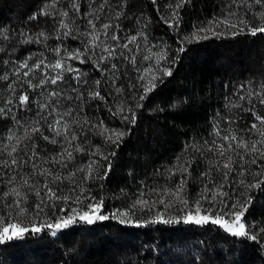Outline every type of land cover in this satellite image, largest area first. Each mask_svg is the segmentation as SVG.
Segmentation results:
<instances>
[{
	"label": "trees",
	"instance_id": "obj_1",
	"mask_svg": "<svg viewBox=\"0 0 264 264\" xmlns=\"http://www.w3.org/2000/svg\"><path fill=\"white\" fill-rule=\"evenodd\" d=\"M101 2L102 0H96L93 7ZM52 3L53 0H0V76L6 74L9 77L7 81L0 79V107H4L9 99L13 101L8 105L12 109L8 117H0V148L5 144L11 146L17 143L16 139L11 142L6 139L10 133H14L21 140L18 153L14 155L22 160H27L31 155L26 147L31 142L23 140L25 127L47 115V110L41 111L38 105L48 103L51 98L47 97V93L57 86L47 84L43 88L33 89L24 82L27 79L33 84L38 83L43 78L44 71H51L44 70L43 66L27 78L22 75L17 78L13 75L14 70L19 62L29 56L33 57L29 60L30 66L40 60L44 63L55 62L58 57L53 49L57 46L84 47L80 40L68 38L62 42L56 37L58 30L64 31L59 29V21L62 19L60 10L69 12L66 23L73 28L79 26L81 31L85 30L87 20L81 17L90 11L88 0H80V16L69 8V0H59L55 8L48 7L51 15H41V10ZM169 3L174 4V0H156L155 4L152 0H108L104 11L98 13L101 17L97 21L98 27L102 23H110L114 26L109 30L111 35L118 25L117 34L121 37V44L126 42V36L141 32L147 36L146 42L138 36V51L135 50V45H129L134 50L133 53H129L127 49H117V55L120 52L136 55L135 68L123 59L109 62L118 65L119 79L116 86L123 87V94L118 95L110 85L105 84V78L101 77L90 62L81 64L72 60L67 63L80 69L83 83L78 85L76 81H71L76 91L66 85H59L61 96L57 98L58 103L57 100L52 101L59 113L71 110V115H65L63 122L68 124L71 133L78 136L75 143L82 144L86 150L99 147L107 153L115 152L110 157L111 171L107 177L86 182L91 195L96 200L103 201V214L111 217L118 210L128 211L141 193H144L143 199L148 204L137 205L133 214L123 223L120 219L110 218L91 225L77 222L56 235H52L47 229L36 234L29 232L22 239L0 244V264H264V245L233 237L212 223L197 225L183 221L190 208L194 213L193 201L208 182V178L201 174L206 170L210 171L213 182L221 181V173L209 167L210 160L221 158L208 152L205 147L206 141L210 142L214 138L218 140L213 135L214 124L219 125L221 135L236 130L238 135L247 139L250 134L244 129L250 127L255 118L251 112L244 110L250 107L248 100H240L239 97H247L249 91L256 92L264 84V33L254 36L245 30L243 34L232 35L231 32L236 30L221 26L215 31L225 34L209 33L207 39L191 42L184 38L195 33L198 27L228 16L230 11L251 19L253 13L264 11V8L256 5L255 0H190L180 9V24L175 28V25L169 27L161 18L164 14L170 15L171 10L167 7ZM117 12L121 14L119 19L116 18ZM33 15L37 18L29 19ZM73 19L75 24L72 23ZM137 28L139 33H136ZM40 33L48 38L40 37ZM30 39L40 42H25ZM157 41L162 46L161 52H167L169 63L163 66L170 68L172 75L162 76V80L157 81L156 89L145 100L140 101L143 107L137 108L136 103L142 90L138 91L130 85L136 82L139 75L137 69L142 70L147 65L153 67L155 64V56L151 54L149 47ZM181 41H184L185 51L178 53ZM115 43L107 40L109 45L115 46ZM96 51L99 53L100 49ZM144 56H151L153 59L144 60ZM172 60L176 62L171 63ZM71 75L66 73L65 80H69ZM97 78L102 81L100 92L105 100L88 97ZM8 84H13L15 94L8 89ZM25 93L29 96L26 107L21 106L18 101V96ZM78 93L82 94L80 99L76 98ZM254 103L257 112L264 114V105L255 100ZM117 104H122L125 109L131 108L136 113L134 125L109 112V107L114 110ZM234 104L240 107H232ZM13 114L19 123L11 119ZM125 114L130 115L127 111ZM84 118L90 124L103 121L106 127L124 130L126 135L118 146L106 144L104 137L97 135L95 131H82ZM53 119L54 116L47 117L48 121ZM230 121L235 123H229ZM40 128L44 135L53 136L48 130L47 122L41 121ZM55 139L57 144L43 140L39 134L34 137L41 157L36 161L40 169L55 167L44 162L61 150V144L64 143L62 136ZM192 145L201 150L194 151L190 147ZM181 154L198 162V165L193 163L190 175L187 176L186 197L189 203L185 207L177 201L166 207L159 200L172 201L174 197L157 193L178 183L179 174L169 179L166 169L175 164ZM74 155L75 159L63 169V173L86 167L91 159H99L88 156L87 151ZM4 159H10L7 150L0 156V160ZM102 163L107 164L106 161ZM104 171V168H100L99 174ZM32 173L31 162L18 168L0 169V196L9 187L27 191L21 187L23 178H30L33 183H42L45 179ZM85 174L77 171L73 179L80 182ZM9 176H16L15 184H6ZM235 176L236 173L233 172L229 177L230 181ZM69 186V181L65 180L63 187L67 189ZM225 190L229 192V198H225L229 205L237 198L244 199L239 196L242 188L226 186ZM248 195L252 202L245 214L247 223L259 234V226L264 223V184L260 188L251 189ZM36 199L29 193L28 204L31 205ZM7 202L10 201L0 199V208ZM88 202L85 200L81 207ZM203 207L208 208L210 205L203 202ZM7 211L4 209L0 214L7 215ZM158 214L160 220L170 222H160ZM215 214L212 213L213 216ZM54 218L51 217L53 222ZM43 219L45 217L35 218L31 208L18 218L24 224H39ZM12 222L17 220L13 219Z\"/></svg>",
	"mask_w": 264,
	"mask_h": 264
},
{
	"label": "snow or ice",
	"instance_id": "obj_2",
	"mask_svg": "<svg viewBox=\"0 0 264 264\" xmlns=\"http://www.w3.org/2000/svg\"><path fill=\"white\" fill-rule=\"evenodd\" d=\"M58 2L59 0H53L52 5L45 6L40 14L46 16L51 15L48 11V7L55 8ZM189 2L190 0H174V4L169 3L167 5L171 10L170 15L164 14L161 18L164 19L169 27L175 25V28H178L181 20L180 9ZM107 3L108 0H102L99 5L93 7V5L96 4V0H88V8L90 11L85 12L81 17L87 20L86 28L83 31L80 30L79 26L73 28L72 25L66 23L65 21L69 19V12L60 10L59 15L62 19L59 21V29H63L64 31L60 32L58 30L56 38L62 42L68 38L80 40L84 47H70L68 45H63V47L57 46L53 49V52L58 57L55 62L44 63L43 60H40L30 66L29 60H32L33 57L29 56L27 59L19 62L13 72V75L17 78L21 77V75L27 78L36 70H40L41 66H43L44 70L51 71H44L43 78H41L38 83L33 84L31 80L27 79L24 82L28 84L29 88L33 89L43 88L47 84L57 87L47 93V97L51 98L48 103H40L38 105L41 111L47 110V115L41 116L38 120L33 121L32 124L25 127L23 140L31 142L29 146H26L27 150L31 152L28 159H18V156L14 155L18 153V145L21 142L20 138L15 137L14 133H10L6 139L9 142L16 139L17 143L11 146L5 144L3 148H0V156L4 155L7 150V156L10 158L0 160V169L18 168L31 162V167L33 169L32 174L45 178L42 183L39 181L33 183L30 178H23L21 180V187L27 191L22 192L19 187H9L7 191L2 193L0 199L10 202L5 203L3 208H0V213H2L4 209L8 210L7 215L0 214V244L7 243L14 239H22L29 232L36 234L46 229L51 231L52 235H56L57 232L67 229L77 222H84L91 225L97 221H105L113 218L120 219L123 223L133 214V209H135L137 205L146 206L148 204V201L143 199L144 193H141L140 198L133 201L128 211L121 212L118 210L112 213L111 217L103 214V201L96 200V198L91 195V190L86 187V182L90 179H105L107 177L108 172L111 171L110 157L114 156L115 152L107 153L102 151L99 147L94 150H86L82 144L75 143L78 136L71 133L68 124L63 122V117L65 115L70 116L71 110L69 109L65 113H59L57 107L52 103L53 100H57V98L61 96L59 85H66L67 87H71L73 91H76L77 89L71 84V81H76L78 85L83 83L81 80L83 73H81L80 69L67 63V61L72 60L79 61L81 64L90 62L95 69L100 72L101 77L105 78V84L110 85L118 95L123 94V87L116 86V81L119 79L117 75L119 71L118 65L116 63L109 64V62L113 59H123L132 64L135 68L137 65L136 55H126L124 52H120L119 55H117V49H127L129 53H133L134 50L130 48L129 45H135V50L138 51V36L142 37L145 42L147 41V36L142 32L137 35L126 36L124 37L126 42L121 44V37L117 34L118 25L115 26L116 30L112 31L111 35L109 34V30L113 29L114 26L110 23H102L98 27L97 21L101 19L98 13L104 11ZM152 3L155 4L156 0H152ZM255 4L264 8V0H255ZM68 6L77 16H80V0H69ZM120 15L121 14L117 12L116 18L119 19ZM232 17L236 18L232 19ZM36 18L35 15L29 17V19ZM72 23L75 24L74 19ZM221 26L225 29L236 30L231 32L232 35L243 34L245 30L254 36L258 33H264V11L253 13L251 19L240 17L236 12L230 11L228 16L219 20L210 21L207 26L198 27L195 33L185 37L184 40L191 42L198 39H207L209 33L212 35L225 34L215 31L216 28ZM38 35L44 37V39L48 38L44 33ZM5 38L7 39V37ZM109 39L116 42L115 46L107 44V40ZM25 42L39 43L40 41L30 39ZM180 43L181 47L178 48V53L185 51L183 47L184 41ZM98 48L100 49L99 53L96 51ZM62 52L63 55L61 54ZM143 59L151 61L153 57L144 56ZM175 62V60L171 61V63ZM166 63H169L167 52H157L155 54V64L153 67L142 70L137 69L139 75L136 77V82L130 85L131 88H136L138 91L142 90L139 95V100H137L136 103L137 108L143 107L140 101L145 100L149 93L156 89L157 81L162 80V76L172 75V70L163 66ZM52 72H55V75H52ZM66 73L72 74L69 80H65ZM0 79L7 81L9 77L5 74L0 76ZM101 83L102 81L100 78L94 81L93 90L88 92L89 98L105 100V96H102L100 92ZM7 87L15 94L16 89L13 87V84H8ZM81 95L82 94L78 93L76 98L80 99ZM69 99H71V97H69ZM239 99L248 100L250 107L244 110L251 112L252 116L255 118V122L251 123L250 127L244 129V131L250 135L246 139L244 136L238 135L236 130H232L226 135H221L222 130L219 125L214 124L213 135L218 138L219 142L214 138L210 142L206 141L205 147L208 152H213L215 156L221 158L209 161V167L215 168L221 173V181L213 182L210 171L206 170L201 174L203 177L208 178V182L204 184L203 190L198 194L197 199L193 201L194 213L190 208L188 214L183 218V221L184 223H195L197 225L212 223L218 225L219 228L233 237L252 240L264 245V223L259 226L258 234L256 231H253L252 226L247 223L245 215L252 202L248 193L251 189L260 188L261 184H264V114H259L257 112L254 103L255 100L258 101L259 104L264 105V84L260 86L258 91H249L247 97L241 95ZM18 101L21 106L26 107L29 103V96L26 93L21 94L18 96ZM12 103L13 101L9 99L4 107H0V117H8L12 112V109L8 107V105ZM232 107H240V105L234 104ZM125 111L130 115H126ZM109 112H111L113 116H120L122 121H126L129 124L134 125L136 123V113L131 108L125 109L122 104H117L114 110L109 107ZM48 116H54V119L48 121ZM11 119L19 123L14 114L11 116ZM41 121L47 122L48 130L53 133L52 137L43 134L40 128ZM77 123H79V121H77ZM229 123H235V121H230ZM29 128L31 129L30 131ZM81 129L82 131H95L97 135L104 137L106 144L110 143L117 146L126 135L124 130L106 127L103 121H100L98 124H90L87 118L83 119ZM36 134H39L43 140L52 144L58 143L55 137L62 136L64 143L61 144V150L44 161L55 167L40 169L36 163V161L41 158L40 153L37 151L38 145L34 140ZM190 147L194 151L201 150L195 145ZM86 151L88 156L98 157L99 159H91L86 167L63 173V169H66L75 159L74 153L83 154ZM104 161H106L107 164L102 163ZM193 163H197L198 165V162L194 158H186L181 154V156L177 157V162L166 169L169 173V179L177 176V174H179L180 179L173 187L163 188L157 193V195H171L174 197L172 201L161 199L159 200L160 203H165V206L169 207L178 201L185 207L188 206L189 201L186 197L187 176L190 175V169ZM253 166H255V168H253ZM100 168L105 169L103 174H99ZM77 171L86 173L81 178L80 182L73 179ZM233 172L236 173V176L232 177L230 181L229 177ZM248 177H251V179H248ZM65 180L70 183L67 189L63 187ZM15 182L16 176H9L6 184L13 185ZM209 184H212V187H209ZM226 186L242 188L243 191L239 193V196L244 197V199L241 200L237 198L235 202L229 205L225 199L229 198V192L225 190ZM29 193L37 198L31 205L28 204ZM85 200L89 202L86 206L81 207ZM203 202H207L210 207L204 208ZM29 208L32 209L35 218L45 217L41 223H33L31 228L22 226L18 220L21 215L29 212ZM202 212L204 214H202ZM213 212L216 213L214 216L212 215ZM13 213H15V216H13ZM51 217H55L54 222ZM13 219H16L17 222L13 223ZM157 219L160 220L159 214ZM160 222L170 221L160 220Z\"/></svg>",
	"mask_w": 264,
	"mask_h": 264
},
{
	"label": "rangeland",
	"instance_id": "obj_3",
	"mask_svg": "<svg viewBox=\"0 0 264 264\" xmlns=\"http://www.w3.org/2000/svg\"><path fill=\"white\" fill-rule=\"evenodd\" d=\"M139 32H140V30H139V28H137L136 33H139ZM161 50H162V46L160 45V42L159 41H157L153 46L149 47V51L151 52V54L153 56H155V54L157 52H161ZM149 67H151V66H148V65L147 66H144V69L145 68H149ZM40 221H42V220H40ZM13 223H15V222H13ZM20 223L22 224V226H27V227L31 228L32 224L35 223V222L30 223V224H24L22 222H20Z\"/></svg>",
	"mask_w": 264,
	"mask_h": 264
}]
</instances>
